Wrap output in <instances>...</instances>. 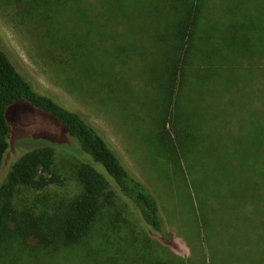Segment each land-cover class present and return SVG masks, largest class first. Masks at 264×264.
I'll return each mask as SVG.
<instances>
[{
	"label": "trees",
	"instance_id": "obj_1",
	"mask_svg": "<svg viewBox=\"0 0 264 264\" xmlns=\"http://www.w3.org/2000/svg\"><path fill=\"white\" fill-rule=\"evenodd\" d=\"M23 1L30 14L45 16L55 26L51 36L68 51L69 65L82 79L108 95L114 92V83L121 80V65L136 67L137 62L132 59L141 54L145 74L165 105H176V124L181 131L177 129V137L170 144L163 140L162 146L170 148L174 174L193 192L194 204L191 203L205 232L211 255L209 264H264V119L252 121L246 131L248 145L244 144L241 151H219L211 142V128L206 126L203 114L191 109L189 97L193 88L208 81L231 86L233 79L220 77L221 68L236 63L242 66L246 60L254 63L255 57L264 60V22L258 23L255 11L228 10L229 22L213 25L206 7L208 0H169L161 8H145L144 0L134 6L124 0ZM73 7H79L74 13L82 15L83 21L79 19L81 24L72 28V34H68L71 28L65 31L60 27L58 31L60 19L54 9L72 13ZM125 7L133 8L132 25L125 23L121 25L124 28L109 31L110 24L123 22L111 17ZM138 16L157 24L150 28L146 24L144 31L138 33L134 26ZM135 33L147 36L148 45L137 44ZM249 33L258 35L259 46ZM110 60L116 65L112 67ZM242 88L237 92L242 94ZM261 95L263 100L264 93ZM20 101L54 117L78 141L85 161L74 167L79 191L45 207L39 206L43 197L34 196L31 201L29 195L46 193L60 183L55 148H35L14 164L0 187V264H47L54 257L71 255L79 248L87 251L90 259L91 250L98 248L106 253L107 260L101 263L112 264V258H116L114 249L123 256L136 228L126 210L128 203L137 209L145 225L166 242V223L155 196L130 173L97 128L78 112L37 91L6 53L1 38L0 174L10 147L8 111ZM158 135H163L161 130ZM216 190L222 195L223 207L219 206L218 214L212 216L210 199ZM240 192L249 197L250 205L243 204L238 197ZM44 199L49 201V196ZM217 221H226L232 228H228L226 237L219 235L215 241L213 229ZM133 240L141 249L154 250L143 264H188L171 253L168 243L164 248L142 240L140 243L137 237ZM218 242L224 243L221 250L214 246ZM201 258L206 261L205 256ZM193 259L190 262L194 263ZM202 262L194 264H206Z\"/></svg>",
	"mask_w": 264,
	"mask_h": 264
},
{
	"label": "rangeland",
	"instance_id": "obj_2",
	"mask_svg": "<svg viewBox=\"0 0 264 264\" xmlns=\"http://www.w3.org/2000/svg\"><path fill=\"white\" fill-rule=\"evenodd\" d=\"M124 1L134 6L140 0ZM144 1L145 8H161L169 2V0ZM206 7L213 25L227 24L230 20L228 10L244 8L255 11L254 16L258 18L259 24L264 22V0H208ZM78 8H71L72 13L70 10L62 13L57 8L54 9L60 19L56 25L58 31L60 27L65 31L71 28L68 34H72V28L77 23L81 24L80 20L84 17L74 13ZM132 10V7L119 9L111 19L123 22L110 24L109 31L124 28L121 25L125 23L132 25L134 20ZM44 17L30 14L23 0H0V38L4 50L38 92L52 97L69 110L78 112L106 137L130 173L155 196L166 223L168 237L164 238L166 240L164 242L162 235L151 231L137 209L128 203L126 210L136 228L129 238L132 240L126 245L123 256L118 255L114 249L116 258H112L115 259L112 264H143L144 259L150 256V252H154L153 248L141 249L138 242L133 240L135 237L139 241L150 242L154 246L164 248L168 243L171 253L181 257L188 264L193 263L190 262L192 257L194 263H197L202 262L201 257L204 256L206 261L202 263L209 264L211 255L205 232L200 227L199 217L191 203L194 201L193 192L174 174L169 159L170 148L166 150L162 146L163 140L170 144L177 137V129L181 131L176 124L175 103L165 105L157 88L151 83V78L145 74L141 54L132 59V62L136 60V67L121 65L122 68H119L121 74L118 77L121 80L114 83L115 90L111 95L97 90L93 83L82 79L76 68L69 65L68 51L53 38L55 26ZM146 24L147 28H150L157 23L140 18L135 21L134 26L138 33H142ZM134 26L131 27L135 28ZM151 29L154 30L153 27ZM126 31L129 35L132 34L130 30ZM253 33L249 35L256 40V46H259V37ZM134 35L137 44L148 45L147 36L143 34L138 36L136 33ZM151 54L152 52L149 58ZM255 58L254 63L246 60L242 66L236 63L221 68L220 77L233 79L231 86L208 81L189 92L191 109L203 114L206 126L210 127L213 133L211 142L219 151L226 152L229 149L241 151L244 144L248 145L246 131L252 121L264 119V99L261 100V94L264 93V60ZM105 60L103 58V61ZM97 63L99 65V62ZM110 64L112 67L116 65L112 60ZM241 87L242 94L237 92ZM8 121L10 147L2 166L0 187L7 181L14 164L24 154L38 147H51L56 150L60 183L53 185L46 193L29 195V199L33 201L34 196L43 199L49 196V201L45 199L39 201V206L45 207L49 202L74 196L79 191L73 175L74 167L85 161V154L78 141L54 117L25 101L17 102L9 109ZM158 126L161 129H157ZM160 130L162 136L158 135ZM219 140L223 142L219 143ZM238 197L241 201L243 199V204H251L249 197L243 193L240 192ZM222 201V195L216 190L210 199L209 208L212 216L218 214L219 206L223 207ZM241 201H238L237 210L240 209ZM218 221L215 222L213 229L215 241L219 240L216 238L219 235L226 237L228 228H232L226 221H221L220 224ZM245 227L250 226L246 224ZM240 229L245 228L242 225ZM93 246L96 247L97 244ZM214 246L221 250L224 243L218 242ZM97 249L91 250L92 259L87 257L89 256L87 251L86 255L85 251L79 248L76 253L54 257V260L47 264H102L101 262L107 260L104 256L106 253Z\"/></svg>",
	"mask_w": 264,
	"mask_h": 264
}]
</instances>
